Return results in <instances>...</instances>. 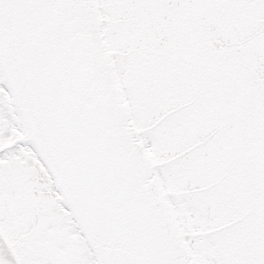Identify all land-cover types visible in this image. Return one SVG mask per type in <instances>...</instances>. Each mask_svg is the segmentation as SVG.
<instances>
[{"label":"snow or ice","instance_id":"1","mask_svg":"<svg viewBox=\"0 0 264 264\" xmlns=\"http://www.w3.org/2000/svg\"><path fill=\"white\" fill-rule=\"evenodd\" d=\"M0 264H264V0H0Z\"/></svg>","mask_w":264,"mask_h":264}]
</instances>
